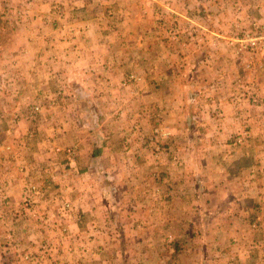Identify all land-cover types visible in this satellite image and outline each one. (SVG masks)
Masks as SVG:
<instances>
[{
	"label": "rangeland",
	"instance_id": "rangeland-1",
	"mask_svg": "<svg viewBox=\"0 0 264 264\" xmlns=\"http://www.w3.org/2000/svg\"><path fill=\"white\" fill-rule=\"evenodd\" d=\"M46 1L0 0L6 16L0 21L14 27L49 13L56 32L45 38L87 44V0ZM106 4L99 8L108 11L101 25L113 47L105 71L115 75L114 59L127 66L117 84L125 94L105 100L109 106L117 101L118 110H87L88 101L99 99L70 93L62 77L42 94L35 84L9 83L17 71L15 44L24 35L0 29V264H191L193 252L202 253L199 264H216L202 222L220 202L216 163L202 169V155L195 153H202L203 138L215 135L243 153L256 136L252 117L264 122V0H129L122 14ZM149 80L172 86L180 110L147 106ZM27 87L35 93L20 95ZM132 101L141 109H125ZM224 110H235L234 131L199 130L198 122H209L208 111L220 119ZM100 123L122 130L113 155L79 154L87 140L101 138ZM230 157L219 155V170ZM162 203L186 209H158ZM247 222L258 228L255 217ZM241 239L235 236L228 248L240 249Z\"/></svg>",
	"mask_w": 264,
	"mask_h": 264
},
{
	"label": "crops",
	"instance_id": "crops-1",
	"mask_svg": "<svg viewBox=\"0 0 264 264\" xmlns=\"http://www.w3.org/2000/svg\"><path fill=\"white\" fill-rule=\"evenodd\" d=\"M128 1L129 0H87V19L89 21H87V44L85 45H80L74 41L55 44V42L49 41V37L45 38V35L49 32H51V34L56 32V28H54V31L48 24L49 13H41V15L35 18L31 16L27 22L14 26L15 29H13L14 27L8 22L1 20L0 29H5L8 36H14L13 34L16 33L18 35H24V40L19 44H15L17 53L12 56V59L16 67L14 68L17 71H12L13 75L11 74L8 77L9 83L20 80L24 82L26 86L35 84L34 87L36 86L37 88V94H42L49 89L56 88V86L53 85L54 83L52 84L54 77H58V80L62 77L63 80L69 84L68 90L71 89L70 93L87 92V100L94 98L99 99L98 104L95 105H92L91 102L88 101L87 110H99L101 113L102 110H118L119 106L115 105L117 101H112L113 105L109 106L108 101L105 100H121L122 95L125 94L126 90L119 89L117 84L123 77L121 75L122 66L124 68L127 66L121 65V60L114 59V66L116 67L115 75L109 76L105 71L106 66L104 63L110 60L109 57L111 56V49L113 47L111 45L113 44L109 43L107 38L103 35L105 31L102 30L103 27L101 25V18L104 17V15L106 17L108 11L106 13V9L104 10L105 13H103L99 11V8L102 4L108 2L110 4L106 5L112 4L113 8L122 14L127 12V8H125L124 4ZM37 2L46 5L48 1L37 0ZM0 17L2 19L6 18L5 15H0ZM208 26L213 28L210 24H208ZM15 30L18 31L15 33ZM211 31H214V29ZM53 54L55 56L57 54V58L53 60L49 59ZM198 64L201 63L198 62ZM49 68L51 71L48 70ZM16 72L17 74L21 73L18 79L14 76ZM65 75H68L67 78H65ZM49 77L52 79H48ZM150 81L154 84L147 86V93L145 94L147 98H143L142 100L147 106L152 105L151 109H154L155 105L159 104L164 110H180L178 109L180 108L179 104L173 102V94L175 91H171L173 90L172 86H166L164 84L165 87L162 88L163 85L160 84V81L155 82L154 80H149L147 83ZM109 83L113 85L110 86L108 85ZM156 84H158L159 87H156ZM170 85H172V83ZM32 89L27 87L26 89H19L18 92L20 95L27 92L35 93V89ZM160 92L163 93L161 97L158 96ZM140 94L143 95V91H141ZM166 95H168V97ZM120 105L123 107L124 103L122 102ZM116 106L118 108L114 109ZM182 107L183 104H181V109H183ZM125 109L140 110L141 107L139 108L138 102L132 101L127 104ZM234 112L235 110H224L223 118L210 119L208 117L210 116V112L208 111V114H204V117L207 116L209 119L208 124L201 126L202 124L198 122V128L199 130L234 131L232 126ZM100 117L102 118L103 114H100ZM252 121V131L255 132L256 136L251 143L243 147V153L232 152L230 150L231 144H227V140L224 142L219 140L217 135L212 138H203L198 150L202 151V153H195V158L202 155V169L208 170V164L213 159L216 163H214L215 170L213 171V179L216 180V192L214 196L220 199V202L216 208L210 209V213L212 212L210 217L207 219L205 216L202 221L206 222V227L208 228V230H205L204 234V238L206 239L205 242L213 246L212 249L209 248V250L213 258H215L216 264H225L227 261L229 264V259L232 260L231 257H234L235 263L237 262L238 264H262L264 262V142H262L260 134L261 131H264V122H257V117L255 115L252 117ZM98 126L102 134L101 138H93L98 142H91L90 139L87 140V150H83V148L79 149V154L87 152V158L88 155L92 156L91 154H98V156L102 155L103 157L105 155H113L111 148L114 144L120 142L118 140L121 138L120 134L122 130L117 128V126H112L115 129L113 132H110L109 129L112 128H107L106 130L104 128L106 126L101 123ZM96 130H98L97 127ZM231 149L234 148L232 147ZM209 151L213 158H208L205 155ZM224 152L228 153L223 154ZM219 155H231V157L225 161V168H220V170L219 167L223 166L221 164L219 165ZM205 156L206 158H204ZM81 158H83L82 155L79 159L80 161ZM255 167L259 168L253 171ZM217 170L218 173L216 174L215 171ZM88 174L89 171H87V175ZM241 177L244 179L243 181L240 179ZM84 195L87 198V192ZM81 203H87V200L84 198ZM170 205L169 203H162V207L158 206V209H165V211L178 209L184 211L186 209L184 203H180L178 209H170ZM215 212H219L220 216L218 217ZM182 217L183 215L181 213L179 218L182 219ZM251 217H255V220L258 222L257 229H252L251 224L247 222V218L250 219ZM251 233H254V236H251ZM235 236H244V239H241L243 245L240 249H234L233 247L228 248L233 243L231 241L235 239ZM250 247H254L250 249L251 253L249 252ZM222 248H224V250H222ZM201 255L202 253L193 252L192 255H190L192 258L191 264H199ZM211 259L212 258L208 260V263L211 262ZM182 261L181 264L186 263L183 259ZM78 263L79 262H77V264ZM187 264H189V262Z\"/></svg>",
	"mask_w": 264,
	"mask_h": 264
},
{
	"label": "built area",
	"instance_id": "built-area-1",
	"mask_svg": "<svg viewBox=\"0 0 264 264\" xmlns=\"http://www.w3.org/2000/svg\"><path fill=\"white\" fill-rule=\"evenodd\" d=\"M68 151H69L70 153H74V148H68Z\"/></svg>",
	"mask_w": 264,
	"mask_h": 264
}]
</instances>
